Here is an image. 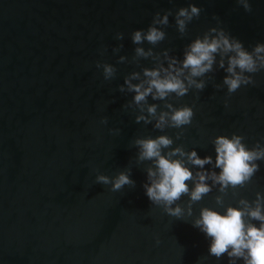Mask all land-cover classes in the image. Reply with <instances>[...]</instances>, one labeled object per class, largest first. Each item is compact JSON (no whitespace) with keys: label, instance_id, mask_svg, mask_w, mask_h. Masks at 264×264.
<instances>
[{"label":"water","instance_id":"obj_1","mask_svg":"<svg viewBox=\"0 0 264 264\" xmlns=\"http://www.w3.org/2000/svg\"><path fill=\"white\" fill-rule=\"evenodd\" d=\"M250 2L251 13L235 0H0V264H228L227 257L208 255L209 240L192 226L201 208L223 214L214 202L216 189L184 219L166 215L146 197L148 162L136 164L132 141L174 138L178 130L134 123L139 113L122 108L133 94L117 88L152 62L141 60L137 67L117 60L134 55L133 31L146 30L156 12L169 10L167 38L154 52L171 49L182 59L187 44L218 26L213 16L251 51L264 43V0ZM189 4L203 12L180 38L174 14ZM117 33L123 40L115 39ZM97 62L114 66L115 79L104 81ZM210 75L222 85L223 70ZM253 79L255 86L231 96L209 82L198 99L194 91L173 98L175 107L194 105L195 113L173 147L182 144L214 160L211 140L217 136L242 135L249 148L264 144V71ZM104 118L107 124L100 123ZM127 169L135 188L112 192L110 185L94 183L97 174L114 177ZM237 191V197L231 191L224 197L225 206L264 195V163ZM187 200L178 203L183 207Z\"/></svg>","mask_w":264,"mask_h":264},{"label":"clouds","instance_id":"obj_2","mask_svg":"<svg viewBox=\"0 0 264 264\" xmlns=\"http://www.w3.org/2000/svg\"><path fill=\"white\" fill-rule=\"evenodd\" d=\"M235 3L246 13L252 12L250 0H235ZM202 12L203 9L192 4L176 10L174 21L180 38L186 35L187 26L194 19H199ZM170 16H173L170 10L163 14L156 12L146 30L133 31L130 39L137 45L134 55L130 60L125 56L117 60L118 64L130 63L137 67H141V60L152 62L151 68L141 67L139 72L133 71L125 76L123 84L117 88L120 93L133 94L131 101L122 108L139 113L134 123L152 125L159 132L178 130L174 138L159 135L132 141V147L137 150L136 164L148 162L144 169V193L151 204L161 207L166 215L184 219L185 216L192 217L194 204L216 189L219 195L214 197V202L224 209L223 214L204 207L192 221V226L209 240L208 255L217 260L227 257L228 264H237L238 261L241 264H264V195L257 192L252 201L240 198L236 207L225 206L224 202L229 191L237 197L238 189H244L253 182L260 171V164L264 163V144L257 142L249 148L242 135L217 136L211 140L214 160L207 155L201 158L195 150L185 151L182 144L173 147L175 141L183 138L184 129L192 125L195 113L194 105L175 107L171 102L173 98L178 101L190 91H194L198 99V94L214 81V75L210 74L217 70L225 73L222 85L213 82L217 91L223 86L231 96L242 86H255L253 76L264 71V43L252 45L249 51L242 41L220 27L219 18L213 16L218 26L210 27L187 44L182 59L171 55V49L154 52L153 49L167 38L163 29L169 26ZM123 38V33L115 36L116 40ZM145 42L151 45L147 50L140 46ZM122 48V44L113 48V54ZM105 51L102 49L100 54ZM95 67L102 69L104 81L115 79L117 69L114 66L97 62ZM149 98L160 103H149ZM224 106H228L227 101ZM107 122V118L100 121L101 124ZM110 132L118 135L120 129H110ZM205 166L209 167L206 169ZM130 175L131 169L114 177L97 174L94 183L110 185L109 191L118 192L125 186L135 188ZM185 196L188 200L182 207L178 202ZM156 243L159 244V240Z\"/></svg>","mask_w":264,"mask_h":264}]
</instances>
